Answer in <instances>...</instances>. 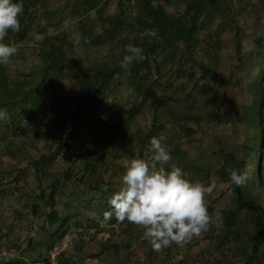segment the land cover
I'll return each instance as SVG.
<instances>
[{
  "label": "trees",
  "instance_id": "16d2710c",
  "mask_svg": "<svg viewBox=\"0 0 264 264\" xmlns=\"http://www.w3.org/2000/svg\"><path fill=\"white\" fill-rule=\"evenodd\" d=\"M108 1L71 0L65 3L64 9L47 12L45 16H47V24L53 27L58 26L65 18L74 17L76 20L74 34L87 38L89 41L85 43L81 39L80 45L84 47L107 45L109 59L86 65L78 56L72 54L75 37L71 38L63 34L45 35L44 27H36L37 33L45 35L38 51V56L43 63L41 68L43 78L33 88L25 89L27 83L24 80L10 77L5 63L0 62V110L6 108L10 112L14 109L11 112L16 119L22 115L21 112L15 111L16 105L20 103L25 106V112L30 118L38 117L39 105L43 99L41 92L45 85L43 83H46L55 93L58 88L57 82L61 78L73 77L75 79L73 106L67 111L70 128L65 140L57 146V151L41 155L36 163L42 165L50 163L62 146H66V152H68L72 148L71 144L75 142H79V153L76 158L87 159L94 151V143L97 140V136L90 137L88 133L91 115L105 100L115 80L124 77L136 93L137 104L134 113H137L156 90L162 92L173 86L172 82H159L162 66L167 62L177 64L173 80L181 87L187 84L185 73L192 76L186 70L189 68H198L202 79L216 76L213 67H206L201 60L196 59V52L199 49L200 32L215 18H220L224 26L232 28L239 69L243 68L249 74V81L244 88L240 79H236V87L244 89L241 91L245 97L244 100L239 101L237 111L230 117L231 121L241 125L244 138L240 145L230 149L221 148L219 153L221 156L217 171L219 183L225 184L226 189L231 191L236 208V210L221 211V221L227 231L224 241L228 240L229 232H232L231 228L234 226L236 227L234 236L238 237V212H245L254 225L260 228L257 236L258 239L261 238L263 247H256L244 255L242 264H264V30L254 39L256 46L253 57L245 59L246 56L242 51L241 28L235 19V13H241L247 1L252 2L254 7L258 4L264 9V0H113L118 8L114 14L106 13ZM41 2L42 0H23L24 12L19 18L21 30L17 33L9 31L3 43L14 46L27 38L30 30L33 29L34 11ZM91 11L96 14L93 20L88 16ZM97 26L100 27V32L95 31ZM130 28L138 33L130 36L123 32ZM129 44L142 48L148 57L131 66L128 70L131 75L121 67L123 57L127 54L126 46ZM205 48L211 51L219 47L208 43ZM118 49L119 53L116 54L115 50ZM175 51L178 52L174 58L164 56L161 61L158 60L160 55L167 52L173 54ZM209 56L216 61L215 54ZM194 84V89H203L198 82ZM187 96L189 100H194L191 93ZM54 100H58L56 94H54ZM173 102L177 105V101L169 98L159 100L154 104L152 122L144 132V140L152 137L159 138L165 132L166 123L158 119L161 113H163L162 117L167 115L176 118L179 124L178 134L183 136L195 134L196 127L194 126L200 123L202 116L197 113L176 115L172 107L162 112L163 104L166 103L169 106ZM223 104V99H221L215 105L216 110L208 120L220 118L224 114L221 112ZM107 128L109 129V126ZM168 148L171 149L172 157L168 165L170 170L171 164L178 166L187 152L173 143ZM142 152L143 149H140V153ZM95 163L99 166L97 169L102 172V158L97 159ZM84 169L93 172V165L85 162ZM229 170H236L238 173L248 172L251 179L242 187L234 186L231 184ZM251 189L257 191L256 195H253ZM52 201L53 194L49 193L48 204L50 206L53 205ZM208 210L212 215L210 207Z\"/></svg>",
  "mask_w": 264,
  "mask_h": 264
},
{
  "label": "rangeland",
  "instance_id": "374dc122",
  "mask_svg": "<svg viewBox=\"0 0 264 264\" xmlns=\"http://www.w3.org/2000/svg\"><path fill=\"white\" fill-rule=\"evenodd\" d=\"M71 0H42L37 5L34 11L33 29L30 30L27 38L20 43L14 45L18 51L11 56L5 63L10 77L24 80L27 83L25 89L33 88L37 83L41 82L43 78L41 68L43 63L38 56V51L43 42L45 35H67L74 38L77 34L73 32L76 27V20L74 17L65 18L58 26H49L46 20V13H51L56 9H64L65 3ZM104 1V0H103ZM107 1V0H106ZM253 1V0H251ZM252 2L247 1L243 11L235 13V19L241 28L242 35V51L244 52L245 59L253 57L255 49V37L264 30V9L256 4L254 7ZM118 10L116 3L113 0L107 2L106 13L114 14ZM129 12V11H128ZM89 19H95V12L89 13ZM36 27H44L45 35H41L35 31ZM96 32H100L99 26L95 28ZM130 36L136 35L138 32L135 29H126L123 31ZM124 35V34H123ZM200 44L196 52V59L201 60L206 67H213L216 71L215 77L202 79L199 76L198 68L186 69L192 76L185 73V87H181L175 83L173 76L175 74L177 64L167 62L162 66V75L159 78L160 83L172 82L173 86L168 90L159 92L156 90L154 95L145 103H143L140 111L134 113L136 106V93L132 90L130 85L126 82L125 78L120 77L115 80L106 94L105 100L101 105L92 113L89 135L97 136L94 148L98 147V153H103V143L108 138L109 141L117 139L121 136L127 126L122 124L118 125L113 119L123 117L130 109L131 115L142 116L146 123L152 119L153 106L159 100L172 99L177 101L171 103L169 106L163 104L161 107L162 112L169 108L175 111V114H199L202 116L200 123L194 126L191 122L189 124L196 127V132L190 136H183L178 134L179 124L175 117L158 115V119L166 123L165 132L159 136L162 143L169 147L171 143L184 149L187 153L184 160L180 162V167L186 174V178L190 182L200 181L205 185L214 182L216 188L210 196H206V205L211 208L212 215L216 211L223 210H236L234 204V197L231 191L226 189V185L219 183L217 171L220 162V149H230L240 145L242 139L243 128L241 125L231 121V115L237 111L239 101L244 100V89L236 87V79L239 78L242 86L249 81V74L246 70L239 69L237 63V54L234 48V40L232 35V28L224 26L220 18H215L208 26L203 29L199 34ZM75 41V40H74ZM211 43L212 46L219 47L213 48L208 51L206 45ZM173 54L167 52L159 56L158 60L162 58L175 57ZM119 53V49L115 50ZM216 55V61L210 58V54ZM80 58L84 64H93L99 61L109 59V51L107 45L101 47H84L80 43L75 42L74 52L72 53ZM243 58V59H244ZM249 64V62L247 63ZM237 66V67H236ZM188 67V65L186 66ZM15 78V79H16ZM194 82L201 84L203 89L193 88ZM45 84V85H44ZM58 88L53 93L50 88L43 83L41 103L39 105L40 117L38 126L45 128V132L50 137L58 138L60 141L65 140L66 134L70 128V120L67 111L73 106V95L75 89V79L71 76L61 78L58 82ZM24 89V90H25ZM243 90V91H241ZM191 93L194 100H189L187 96ZM54 94L57 95L58 100H54ZM223 99V109L221 117L208 120L209 116L216 110L215 105ZM124 107V108H122ZM125 107H128L125 109ZM105 109H117L115 117L109 120V129L102 130L101 117L104 115ZM118 114V115H117ZM124 119V117H123ZM145 123V124H146ZM149 125V123H148ZM43 127V128H42ZM172 129V130H171ZM93 130V131H92ZM130 132V131H129ZM107 142V141H106ZM67 147H62L60 152L59 162L66 163L68 161L66 155ZM102 155V154H101ZM264 162V159H263ZM101 174L105 173L104 165ZM168 169V165H165ZM252 190V189H251ZM253 195L257 191L252 190ZM121 222H119L120 224ZM228 240L224 241V235L227 233L224 228L221 218L215 221L207 232L202 233L198 237H193L192 240L183 246L177 245L176 262L183 261V264H242L244 255H247L251 250L256 247H263L261 238L257 236L259 227H256L250 220L249 216L243 212H238V237L234 236L236 227L231 228ZM220 239L222 241H220ZM260 241V243H257ZM75 242V241H74ZM176 245V244H175ZM90 262V261H89Z\"/></svg>",
  "mask_w": 264,
  "mask_h": 264
},
{
  "label": "crops",
  "instance_id": "0c3cea01",
  "mask_svg": "<svg viewBox=\"0 0 264 264\" xmlns=\"http://www.w3.org/2000/svg\"><path fill=\"white\" fill-rule=\"evenodd\" d=\"M1 110L6 117L0 119V264H53L48 251L66 233L75 242L61 252L57 264H183L175 259L177 245L156 252L144 238V229L126 220L119 224L115 214L103 221L104 212L112 210L109 199L123 186L126 164L151 155V138L144 140L143 135L152 119L148 125L142 116L135 117L126 109L124 119L113 120L127 128L117 139H106L102 155L97 147L87 159L76 158L79 142H75L66 152L65 164L58 161V151L50 163L42 165L36 160L57 151L64 140L50 137L38 126L40 114L30 118L20 103L15 111L22 115L16 119L14 109ZM105 110L100 119L102 130L118 112ZM99 156L106 168L103 174L95 163ZM85 162L93 165V172L84 169ZM49 193L53 194L52 206Z\"/></svg>",
  "mask_w": 264,
  "mask_h": 264
},
{
  "label": "clouds",
  "instance_id": "9594fccd",
  "mask_svg": "<svg viewBox=\"0 0 264 264\" xmlns=\"http://www.w3.org/2000/svg\"><path fill=\"white\" fill-rule=\"evenodd\" d=\"M24 12L23 0H0V62L6 63L18 49L5 44L9 31L17 33L21 30L20 17ZM87 38L75 37L79 43ZM127 54L123 57L121 67L128 71L132 65L148 59L144 50L134 45L126 46ZM131 75V72L128 71ZM6 112L0 110V119ZM151 153L147 159H132L125 166L122 176V187L115 192L108 203L111 211L103 214V221L113 218L118 222L136 225L144 229L143 236L151 244L152 249L161 252L173 244L183 246L193 237L207 232L210 226L219 221L221 214L209 213L206 196H210L216 185H208L200 181L190 182L187 174L177 165H169L172 157L171 149L165 146L160 138L150 140ZM230 171L231 184L242 187L250 179L248 172ZM107 191V186H102Z\"/></svg>",
  "mask_w": 264,
  "mask_h": 264
},
{
  "label": "built area",
  "instance_id": "2783aa9c",
  "mask_svg": "<svg viewBox=\"0 0 264 264\" xmlns=\"http://www.w3.org/2000/svg\"><path fill=\"white\" fill-rule=\"evenodd\" d=\"M98 152V151H97ZM74 245V236L71 233H66L62 238L58 239L48 251V259L53 264L58 263V257L62 251L70 248ZM84 264H91V262L86 261Z\"/></svg>",
  "mask_w": 264,
  "mask_h": 264
}]
</instances>
